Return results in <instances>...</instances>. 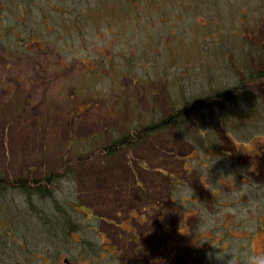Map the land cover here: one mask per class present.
I'll return each instance as SVG.
<instances>
[{"label": "rangeland", "instance_id": "374dc122", "mask_svg": "<svg viewBox=\"0 0 264 264\" xmlns=\"http://www.w3.org/2000/svg\"><path fill=\"white\" fill-rule=\"evenodd\" d=\"M0 1V174L64 173L53 198L0 196V264H227L231 239L264 251V0H19L39 33L24 49ZM233 84L254 114L217 97ZM201 98L173 129L96 150ZM250 198L254 231L227 213L200 228L202 208Z\"/></svg>", "mask_w": 264, "mask_h": 264}, {"label": "trees", "instance_id": "16d2710c", "mask_svg": "<svg viewBox=\"0 0 264 264\" xmlns=\"http://www.w3.org/2000/svg\"><path fill=\"white\" fill-rule=\"evenodd\" d=\"M132 1L133 0H127L125 2L127 3V5L131 6V5H133ZM172 1L173 0H171V2ZM8 2H11V4L13 6L15 5L14 7H16V9H17V11H14L13 9H12L13 11L11 10V16L13 15V18L15 17L16 14H18L20 12V14H18L17 17L15 18V20L12 17H8L7 19H8V21H10V22H8L9 27L14 28L15 24H19L21 26V28L18 26L20 28V30L18 32L20 35H23V38H21V42H22L23 47H21V48L24 49L25 45H26L25 40L30 38V36H31L30 34H32V31H34L32 29L33 26L22 21V15L24 12L20 8V6H22L23 3H21L19 0H18V3H16L15 0H8ZM74 17H75V15L71 18H74ZM7 19H5V20H7ZM41 20L43 21L42 23L46 22V20L44 18H42ZM2 32L5 33L6 31L3 30ZM34 35H39L37 30L34 31ZM244 90H246L245 86H241V87L234 86L232 88L217 91L218 93H216V95H217V97L225 98V100L224 99L220 100L222 102L231 101L230 99L234 95L235 96L237 95L238 97H245L247 99L245 113L250 111V114H254V108H252L253 107L252 103H250L251 100H249L247 98V94L244 93ZM208 99H209V97L207 98V100ZM233 99H235V97ZM207 100L205 98L197 99L191 104L184 105L179 110L174 109V110H172L173 112L171 114H168V115L162 117L159 121H157V122L154 121V122L148 123L147 125L140 127L138 130H133L132 132L127 131L123 135L118 136L115 139H113L109 144L104 145L102 147H97L96 150H98L100 152L101 156L111 158L115 153L120 152L124 148L130 149V148L134 147V145H136L138 142L148 138L150 136V134H152V133H155L158 131L166 132L168 128H172V129L175 128L179 124L180 121H182L183 119L186 118L187 114H189L191 112V110L198 108L199 106L206 105ZM76 160L78 162H82V161L84 162V158L82 155H78L76 157ZM59 165H61V163ZM63 175H64L63 172L57 171L54 169H52V171L50 170L48 173H43V174L38 175V176H29V175L22 176V175H19V176H15L12 178H7L6 175L3 173V174H0V196H4V194H6V192L8 190L12 191L13 189H18L22 193L28 195V197L34 198L36 196L42 200H45L48 198H53L54 196L52 195V191H48V189L50 190V188H51L49 186H52L53 183L58 182V180ZM67 203L72 207L73 203H71V202H67ZM28 204L30 206V209L38 211L39 207H37V206L35 207V204H32L30 202ZM4 206H6V207H4ZM0 209L5 214L9 213V215L12 214V212H13L12 211L13 209L9 208L7 206V204L4 202L0 203ZM42 212L43 211L40 208L39 212H37V213L40 216ZM62 214H63V217H64V215H66L64 212ZM63 217L61 218L62 221L64 220ZM63 224L65 225L63 227V229L64 230L66 229L67 230L66 232L69 233L72 230V222L68 225L66 224V222L65 223L62 222V226H63Z\"/></svg>", "mask_w": 264, "mask_h": 264}, {"label": "clouds", "instance_id": "9594fccd", "mask_svg": "<svg viewBox=\"0 0 264 264\" xmlns=\"http://www.w3.org/2000/svg\"><path fill=\"white\" fill-rule=\"evenodd\" d=\"M235 84H233L234 86ZM191 130L187 132L184 136L186 142H191L194 137L190 135ZM243 193L248 192V188L242 186L239 189ZM179 192L191 191L189 185L178 186ZM237 193H224L221 192V201H230L234 199ZM256 203V200L250 198L246 203H240L239 205L217 207L214 210H209L207 208H202L199 214V226L202 230H212L216 227L220 218H222L226 213L231 214L233 219L241 225V227L248 231H254V221L249 217L248 209ZM224 252L231 253V259L227 264H264V251H254L246 244L237 239H231L229 241V246L222 252L218 253V257H222Z\"/></svg>", "mask_w": 264, "mask_h": 264}, {"label": "flooded vegetation", "instance_id": "af4514ba", "mask_svg": "<svg viewBox=\"0 0 264 264\" xmlns=\"http://www.w3.org/2000/svg\"><path fill=\"white\" fill-rule=\"evenodd\" d=\"M66 264H71L70 262L65 261Z\"/></svg>", "mask_w": 264, "mask_h": 264}]
</instances>
